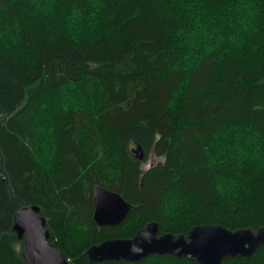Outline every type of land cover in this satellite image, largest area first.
Instances as JSON below:
<instances>
[{
  "label": "trees",
  "instance_id": "obj_1",
  "mask_svg": "<svg viewBox=\"0 0 264 264\" xmlns=\"http://www.w3.org/2000/svg\"><path fill=\"white\" fill-rule=\"evenodd\" d=\"M98 185L121 225L95 223ZM31 205L71 264L150 222L264 227V0H0V264H25Z\"/></svg>",
  "mask_w": 264,
  "mask_h": 264
},
{
  "label": "water",
  "instance_id": "obj_2",
  "mask_svg": "<svg viewBox=\"0 0 264 264\" xmlns=\"http://www.w3.org/2000/svg\"><path fill=\"white\" fill-rule=\"evenodd\" d=\"M137 160L143 161L140 145L132 149ZM94 221L100 227L121 225L133 210L131 203L119 193L96 186L93 194ZM47 219L39 206L19 210L13 217V231L23 240L25 264H71L60 249L51 244ZM264 246V227L236 231L220 225H199L187 235H160L158 222H150L130 238L106 240L90 247L86 255L90 263H138L154 255L188 258L198 264H224L228 259H250Z\"/></svg>",
  "mask_w": 264,
  "mask_h": 264
},
{
  "label": "rangeland",
  "instance_id": "obj_3",
  "mask_svg": "<svg viewBox=\"0 0 264 264\" xmlns=\"http://www.w3.org/2000/svg\"><path fill=\"white\" fill-rule=\"evenodd\" d=\"M44 133H45V135H46L49 139H51V135H52V133L50 134L49 131L44 132ZM43 138L45 139V136H43ZM238 139H239V138H238Z\"/></svg>",
  "mask_w": 264,
  "mask_h": 264
}]
</instances>
